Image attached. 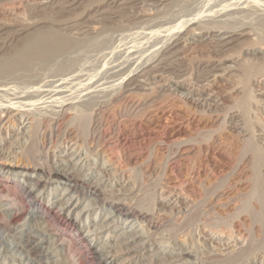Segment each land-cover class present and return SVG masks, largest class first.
Segmentation results:
<instances>
[{"label":"rangeland","instance_id":"obj_1","mask_svg":"<svg viewBox=\"0 0 264 264\" xmlns=\"http://www.w3.org/2000/svg\"><path fill=\"white\" fill-rule=\"evenodd\" d=\"M64 1L0 0V70L12 68L0 71V188L18 181L41 205L0 224V264H220L260 240L236 208L253 193L251 156L236 157L244 141L264 151V75L238 84L264 46L226 32L264 26V0ZM47 29L73 43L32 53L25 40ZM0 213H13L7 200ZM75 223L93 249L69 253L58 240ZM235 264H264V245Z\"/></svg>","mask_w":264,"mask_h":264},{"label":"bare ground","instance_id":"obj_2","mask_svg":"<svg viewBox=\"0 0 264 264\" xmlns=\"http://www.w3.org/2000/svg\"><path fill=\"white\" fill-rule=\"evenodd\" d=\"M64 1V0H63ZM129 1V0H128ZM172 1V3H173V1H175V0H171ZM183 1V0H182ZM61 2V1H60ZM60 2H58L57 1V3L59 4ZM65 2V1H64ZM64 2H62V3H64ZM83 2V1H82ZM169 2V1H168ZM66 3V2H65ZM87 3V2H86ZM171 3V4H172ZM199 3V2H198ZM61 4V3H60ZM85 4V3H84ZM54 5V4H53ZM65 5V4H64ZM63 5V6H64ZM62 6V5H61ZM54 7H56V6H54ZM76 7H78V6H76ZM241 7V6H240ZM61 8V7H60ZM69 8V7H68ZM242 8V7H241ZM240 8V9H241ZM244 8H246V7H244ZM247 8H249V7H247ZM56 9H58V8H56ZM62 9V8H61ZM235 9H237V10H239L240 12H241V10L240 9H238V8H235ZM70 10V9H69ZM67 11V10H66ZM238 11V12H239ZM247 11H248V9H247ZM72 12V11H71ZM235 12H236V10H235ZM239 12V13H240ZM245 12V11H244ZM233 12L231 11V13H229V14H231V15H233L232 14ZM237 13V12H236ZM241 13H243V12H241ZM42 15V14H41ZM47 15V14H46ZM45 15V16H46ZM52 15H53V13H52ZM245 15V14H244ZM40 15H38V17H39ZM230 16V15H229ZM234 16V15H233ZM242 16V15H241ZM49 17V16H48ZM247 18H248V16H247ZM50 19V18H49ZM63 19H65V18H63ZM41 20V19H40ZM235 20V19H234ZM239 20V19H238ZM239 21H241V19L239 20ZM36 22V21H35ZM218 21H216V25H218V23H217ZM220 22V21H219ZM225 22V21H224ZM227 22V21H226ZM236 22V21H235ZM245 22V21H244ZM223 23V22H222ZM222 23H220L219 25V27L220 28H228V27H222L221 26V24ZM227 23H229V21L227 22ZM234 23V22H233ZM248 23V22H247ZM203 24V23H202ZM232 24V23H231ZM230 23H229V25L228 26H230L231 25ZM235 24V23H234ZM239 24V23H238ZM240 24H242V23H240ZM249 24V23H248ZM208 25H210V24H208ZM225 25V24H224ZM223 25V26H224ZM244 25V24H243ZM246 26H247V24H245ZM250 25V24H249ZM242 25H238L237 26V24L236 25H234V26H231V27H229L228 29H227V32L226 33H230V32H232V35H230V36H228V37H235V36H240V37H256L255 38V41H254V44H260L261 46H264V26H262V25H258V26H256V27H254V26H249V28H244V29H237V27H241ZM48 27V26H47ZM206 27H208L209 28V31L211 30L210 28L211 27H214V25L213 26H206V25H200L199 27H197V28H195L194 29V31H196V29H204L205 28V30L207 31V29L208 28H206ZM218 27V26H217ZM243 27H245V26H243ZM43 28V27H42ZM41 29V28H40ZM219 29V28H218ZM37 31V30H36ZM33 33V32H32ZM178 33V32H177ZM29 38H27V40H25L26 41V47H28L29 49L31 48V52L32 53H34V52H39V54H43L44 52H49L50 53V51H52V50H54L55 51V53H57L58 52V49H59V47H60V49H61V46H64V45H66V44H68L69 43V45L70 44H72L73 43V40H69V38H65L64 36H62V35H60L59 33H57V32H55L54 31V29L53 30H50V29H47V30H43V31H41V32H39V33H33V34H31L30 36H28ZM71 39V38H70ZM254 39V38H253ZM72 41V42H71ZM233 40L232 39H228V40H226L225 42H224V44L226 45V44H228V43H230V42H232ZM252 43V42H251ZM25 44V43H24ZM253 44V45H254ZM23 46V45H22ZM68 46V45H67ZM65 47V46H64ZM28 49V50H29ZM56 49H57V52H56ZM59 49V50H60ZM27 50V49H26ZM26 50H22V52H23V54H22V57L23 58H26V54L27 53H24V51H26ZM30 51V50H29ZM21 52V53H22ZM27 52V51H26ZM31 52H28V53H31ZM178 52V51H177ZM49 53L47 54V58H48V55H49ZM174 53V52H173ZM19 54V53H18ZM18 54H16V55H18ZM24 54H25V57H24ZM46 54V53H45ZM52 54H54V53H52ZM15 55V56H16ZM15 56H13V59H14V57ZM19 57H17L16 56V58H15V60L17 61V59H18V61H20L21 59L23 60V58H21L20 57V55H18ZM44 56V55H43ZM51 55H49V57H50ZM46 57V56H45ZM8 58H10V56L8 57ZM8 58H7V60H8ZM21 58V59H20ZM28 58V57H27ZM34 59H36V56L35 57H33ZM32 57H31V59H30V57L28 58V61L30 62L32 59H33ZM41 58V57H40ZM12 58L10 59V60H13ZM38 59H39V57H38ZM44 59V58H43ZM7 60H6V62H7ZM8 61L9 63L11 62V61ZM15 60H14V63H15ZM24 60H27V59H24ZM40 60V59H39ZM27 61V62H28ZM7 62V63H8ZM21 62V61H20ZM20 62H18V63H20ZM24 62V64L26 63L27 64V62H25V61H22L21 63H23ZM18 63H16V64H18ZM15 64V65H16ZM11 65V64H10ZM7 66V65H6ZM19 67H20V65H18ZM16 67V66H15ZM28 67V66H27ZM35 67V66H34ZM7 68V67H6ZM3 69V71H6V70H11L12 68L10 67V69L8 68V69ZM257 70H259L258 72L260 73H262L263 75H264V63L262 62V63H260L259 62V64H257V63H249L248 64V66H246V67H244V69H243V75H242V77L239 79L238 78V80H239V83L238 84H243V83H247V81H249L251 78H252V76H253V74H255V72L257 71ZM0 71H2V70H0ZM2 71V72H3ZM27 71V70H26ZM208 72V71H207ZM32 73V72H31ZM1 74H3V73H0V75ZM261 74V75H262ZM21 75V74H20ZM238 75V74H237ZM7 77V76H6ZM254 77V76H253ZM13 78V77H12ZM133 79V78H132ZM134 80H135V78H134ZM246 83H245V85H246ZM249 83V82H248ZM239 86V85H238ZM244 88L246 89V87L244 86ZM249 88V87H248ZM247 90V89H246ZM249 90V89H248ZM251 97V99H254V101L256 102V103H258L259 104V102L261 101V100H259V98L257 97V96H255V95H253V93H252V96H250ZM241 99V98H240ZM250 103H252V100L250 101L249 99H248V95L246 96V98H242L241 100H239L238 102H237V106L236 107H238L239 108V110H240V112H242V114L244 115V116H247L246 114L248 113L247 111H248V109H249V106H250ZM262 103V102H261ZM73 108V107H72ZM250 110V109H249ZM247 112V113H246ZM258 113V112H257ZM249 114V113H248ZM251 114V113H250ZM262 115V114H261ZM264 115V114H263ZM78 117V116H77ZM82 117H84V116H82ZM85 118V117H84ZM83 118V119H84ZM208 118V117H207ZM210 118V117H209ZM264 118V117H263ZM81 117L79 118V120L77 121L78 123H77V128H78V131H79V129H80V131L82 130V131H85V124L86 123H84L82 120H83ZM208 121H210V119H208ZM207 121V122H208ZM247 121V120H246ZM255 122V121H254ZM254 122H252L251 124L253 125V123ZM264 122V121H263ZM257 123H258V121H257ZM260 123V122H259ZM262 123V122H261ZM207 124V123H206ZM248 124L250 125V123L248 122ZM263 124V123H262ZM255 129V128H254ZM81 133V132H80ZM208 138H210V137H208ZM36 140V139H35ZM238 140V139H237ZM235 143H237V145L239 144V142H235ZM36 144V143H35ZM236 145V144H235ZM233 146V145H232ZM239 147H241V151H239L240 152V154H239V156L238 157H236V159L237 158H239V159H237L238 161H243L242 159L244 158L245 159V157H246V159L248 160V157H249V155L251 156V158H250V160H248L249 161V163L251 164V174H252V176H250L251 178L248 180L249 182V187L251 188V189H253V190H251L253 193H252V195L251 196H247V195H245V194H243V195H240L239 197H238V200H237V202L239 203L237 206H236V208L238 209V213H239V215H240V212H244V211H246L247 212V217H248V219L251 221V222H258L259 224H260V228H259V230H260V235L262 236L261 237V239L260 240H257V239H254V238H251V240H250V242H249V245L246 247V248H242L241 250H239V252L238 253H236V254H234L233 256H230V257H228V258H225V260H223L222 262H219L220 264H235V263H237V262H239V260L241 261L242 259H243V257L245 256V255H247L248 254V252L251 250V248H252V245L253 244H255L256 246H262V245H264V172L262 171V167H264V151H262V149H260L259 147H257V145H254V143H252V141L251 140H249V141H244V142H241L239 145H238V148ZM31 148H33V145L31 146ZM29 149V148H28ZM33 152V151H32ZM37 164H39V163H36V165ZM247 165H249V164H247ZM52 169H54V168H52ZM247 169V168H246ZM51 172H53V171H51V169H50V173ZM58 171H56L55 172V174H54V176H56L58 179H62V178H66V180H68L69 182H72V177H71V175H68V174H63V173H57ZM263 172V173H262ZM250 174V175H251ZM8 177V176H7ZM34 180V179H33ZM12 183L10 184V182H8V184H10V185H13V187L15 188V190L14 191H12L11 189H8V190H3V188L0 190V200H2V201H8L9 202V204H10V209L11 210H13V213L11 214V215H7V214H3V213H0V224H4L6 227L8 226L9 227V225L12 223V222H14L23 212H24V209H25V207H31V208H33V209H35V207H36V205L37 206H39L40 208H41V205H40V203L36 200L37 198H36V195H35V193L32 191V190H30V189H28L24 184H21L20 182H16L15 180H10ZM225 182V181H224ZM222 183V182H221ZM221 183H218V185L220 186V184ZM35 184L36 185H38V184H40V181L37 179L36 181H35ZM224 184V183H223ZM74 187H73V189H79V191H81L80 189L81 188H83V189H85V187H83V183H81V182H79V180H74ZM218 185H215L214 184V186L212 185L211 186V188L210 187H207V188H205V191L207 192V196H208V193H209V197L211 196V195H213V194H215L214 192H216V190L218 189ZM222 186V185H221ZM225 186V185H224ZM12 187V188H13ZM230 187H231V185H230ZM226 188H227V186H226ZM220 189V188H219ZM54 190V189H53ZM87 190V189H86ZM223 190V189H222ZM224 191V190H223ZM84 192V191H83ZM218 192H220V191H218ZM228 192V191H227ZM213 193V194H212ZM211 194V195H210ZM249 195V194H248ZM214 197V196H213ZM251 198H253L254 200H256L255 202H256V204H254V205H256V208H254L251 204V202H250V200H251ZM113 201V200H112ZM206 201H208V198H207V200ZM235 201V200H234ZM229 202V201H228ZM117 203V202H116ZM207 204V203H206ZM209 204V203H208ZM116 205V208H118L120 211H124L125 212V214H128L129 212H131L130 214H128V215H133V216H136L137 215V210H136V208L135 207H137L138 208V206H135V207H132V205H131V207H129V206H126V205H124L123 203H119L118 202V204H115ZM199 206H200V204H199ZM202 206V205H201ZM200 206V207H201ZM203 206H204V204H203ZM199 207V208H200ZM129 208H130V210H129ZM131 208H132V210H131ZM140 208V207H139ZM198 208V207H197ZM202 209V208H201ZM127 210H129V212L127 213ZM145 210V209H144ZM199 210V209H198ZM141 211V210H140ZM43 212L46 214V215H49L50 214V211L48 210V209H43ZM196 212V211H195ZM194 212V213H195ZM236 212V211H235ZM198 213V212H197ZM196 213V214H197ZM200 213V212H199ZM198 213V214H199ZM193 214V213H192ZM242 214V213H241ZM139 215V214H138ZM190 216H192V215H190ZM198 216V215H197ZM24 217V216H23ZM140 216H138L137 218H139ZM237 217H238V215H237ZM192 218V217H191ZM195 218V217H194ZM151 219V218H150ZM156 219V218H155ZM197 219V218H196ZM195 220V219H194ZM215 220V219H214ZM217 220H218V218H217ZM217 220L215 221V223L217 222ZM46 222H47V224H48V226H50V227H52L53 226V221L52 220H50L49 218H47L46 220H45ZM223 221V220H222ZM222 221H221V218H220V222L222 223ZM226 221V220H225ZM219 221L217 222V223H220ZM216 223V224H217ZM228 223V222H227ZM252 225V224H251ZM75 228H74V230L71 232V233H67L65 230H62V229H60V230H58V231H56V235L58 236V240L61 242V244L65 247V249H66V251H69V253L72 251V249L75 251V252H78L77 250H78V247H80V245H84V248H85V246H87V247H89L90 249H93L92 247H90V243L88 242L89 240H88V238H86L85 236H83V234H82V232L80 231V226L78 225V224H76L75 223ZM53 228V227H52ZM55 229V228H54ZM146 229V228H145ZM249 230V229H248ZM52 231H53V229H52ZM54 232V231H53ZM250 233H252V232H250ZM255 246H253V248H254ZM89 249V250H90ZM75 254V253H74ZM75 256V255H74ZM73 256V257H74ZM228 256V255H227ZM217 259V258H216ZM220 259V258H219ZM215 260V259H214ZM79 261L80 260H78V259H75V257L73 258V261H72V264H81V263H79ZM216 261V260H215ZM218 261V260H217ZM212 262V261H211ZM216 263V262H215ZM102 264H107V263H102ZM111 264V263H110ZM211 264V263H210ZM213 264V263H212ZM218 264V263H217Z\"/></svg>","mask_w":264,"mask_h":264}]
</instances>
